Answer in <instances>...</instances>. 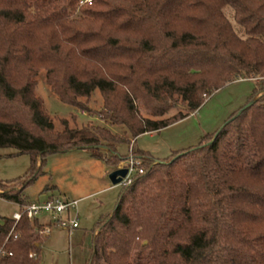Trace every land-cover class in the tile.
Instances as JSON below:
<instances>
[{"label":"trees","instance_id":"trees-1","mask_svg":"<svg viewBox=\"0 0 264 264\" xmlns=\"http://www.w3.org/2000/svg\"><path fill=\"white\" fill-rule=\"evenodd\" d=\"M42 71L67 106L89 111L81 99L99 90V116L129 136L67 119L56 130L37 96ZM243 80H257L248 104L207 140L165 161L139 154L144 173L95 224L88 264H264V0H0V149L32 158L26 177L0 181V198L23 211L25 190L58 153L105 142L118 166L117 145ZM3 221L0 264H41L40 223Z\"/></svg>","mask_w":264,"mask_h":264},{"label":"rangeland","instance_id":"rangeland-1","mask_svg":"<svg viewBox=\"0 0 264 264\" xmlns=\"http://www.w3.org/2000/svg\"><path fill=\"white\" fill-rule=\"evenodd\" d=\"M225 12L239 33L240 28L233 19V10L228 7ZM256 83L257 80L236 81L227 84V87L210 97L204 95L206 103L196 113L164 130L120 143L116 146L117 155H121L124 162L133 154L141 164L143 159L139 154L144 152L160 159L159 161H165L175 152L197 147L248 104L257 87ZM36 91L37 96L44 100L46 111L55 123L56 130H63L61 120L67 119L71 128H108L116 135H127L125 129L113 127L99 116L104 109V99L99 90L95 91L90 99H81V103L89 111L62 103L47 85L45 71L39 74ZM140 112L144 117L150 118L145 109L141 108ZM111 155V149L104 142L98 148L48 156L42 174L25 190V201H37L44 193L54 194L58 198H69L71 201L82 199L79 204L81 233L74 236L71 242L66 233H55L52 240L42 246L43 264H71V258L74 264L88 262L93 249V228L102 216L115 210L125 185L122 183L104 191L112 184L110 175L118 170L122 163L118 166L109 164L107 160L111 159ZM31 167V156H17L16 150L11 148L0 149V181L10 183L24 178L31 171ZM2 192L3 190H0V193ZM17 213L18 207L0 199V219H13V215ZM70 245L73 248L72 257Z\"/></svg>","mask_w":264,"mask_h":264},{"label":"built area","instance_id":"built-area-1","mask_svg":"<svg viewBox=\"0 0 264 264\" xmlns=\"http://www.w3.org/2000/svg\"><path fill=\"white\" fill-rule=\"evenodd\" d=\"M92 0H87L91 2ZM138 159H135L133 154L130 158L122 162L118 170L127 169L128 175L123 180V183H131L136 174H143L144 169L141 168ZM79 201H70L61 197H49L43 202L31 203L25 206L23 211L13 215L16 223L20 222L24 216L32 222L38 221L42 226L37 232L43 236H49L54 229H66L72 233L80 226V215H78ZM46 218V222L43 219ZM0 254L7 255L3 250ZM12 256V254H9ZM30 257L37 258L35 252L31 253Z\"/></svg>","mask_w":264,"mask_h":264},{"label":"crops","instance_id":"crops-1","mask_svg":"<svg viewBox=\"0 0 264 264\" xmlns=\"http://www.w3.org/2000/svg\"><path fill=\"white\" fill-rule=\"evenodd\" d=\"M251 81H253V80H251ZM168 128V127H167ZM151 133H153V132H151ZM152 157L156 160V161H159L160 159H157V158H155L153 155H152ZM118 186H120V185H118ZM114 187H116V185H114L113 184V182H112V184H110V185H108V187H106V189L104 190V191H106V190H109V189H113ZM49 197H56L54 194H50V193H44L43 194V196L40 198V199H38L37 201H27V206H28V204H31V203H39V202H43L45 199H47V198H49ZM1 200H3L2 198H0ZM64 199V198H63ZM66 199V198H65ZM68 200H70L71 201V199H69L68 198ZM77 200V199H76ZM79 200V204H80V200H82V199H78ZM77 200V201H78ZM3 201H5V200H3ZM6 202H8V201H6ZM9 203H13L16 207H18L19 208V212H20V209H21V206L19 205V204H17V203H14V202H9ZM112 213V212H111ZM110 213V214H111ZM78 215H80V211H79V207H78ZM103 217V216H102ZM101 217V218H102ZM80 218H81V215H80ZM100 218V219H101ZM5 218H2V219H0V223H4V220ZM9 219V218H8ZM11 219V218H10ZM99 219V220H100ZM47 220H46V218H44L43 219V222H46ZM81 224H80V226H79V228H77L76 229V231H74L73 233L71 232V231H69V230H66V229H60V230H58V229H54L53 230V232L51 233V235H49V236H46V238H45V240H44V242L41 244V252H40V263L41 264H43L42 263V246H45L46 244H48L51 240H52V236L55 234V233H66L67 235H69V237H70V242L73 240V237L74 236H76L77 234H79V233H81ZM95 235H96V233L93 231V239H94V237H95ZM71 246V245H70ZM82 246V245H81ZM73 248H72V246L70 247V255H71V257L73 256V250H72ZM92 252H93V249H92V251H91V255H92ZM90 258H91V256L89 257V259L87 260L88 262L87 263H84V264H88L90 261ZM71 264H74V262L72 261V258H71Z\"/></svg>","mask_w":264,"mask_h":264},{"label":"water","instance_id":"water-1","mask_svg":"<svg viewBox=\"0 0 264 264\" xmlns=\"http://www.w3.org/2000/svg\"><path fill=\"white\" fill-rule=\"evenodd\" d=\"M127 175H128L127 169L116 170L110 175V180L111 182H113L114 185L118 186L123 183V180L127 177Z\"/></svg>","mask_w":264,"mask_h":264}]
</instances>
